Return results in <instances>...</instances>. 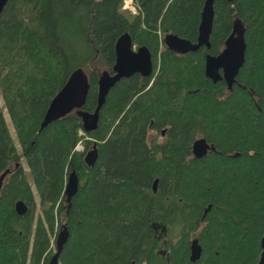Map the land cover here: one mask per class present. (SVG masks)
Listing matches in <instances>:
<instances>
[{
  "label": "trees",
  "instance_id": "obj_1",
  "mask_svg": "<svg viewBox=\"0 0 264 264\" xmlns=\"http://www.w3.org/2000/svg\"><path fill=\"white\" fill-rule=\"evenodd\" d=\"M124 1L7 0L0 13V175L9 170L0 264H48L62 226L69 237L58 264H256L264 236V0H214L210 48L185 55L163 39L195 43L206 0H133L137 15L122 10ZM235 20L246 49L228 91L205 77L204 64L223 50ZM125 33L150 52L153 72L119 81L86 133L76 112L96 109L97 65L111 72ZM78 69L89 83L84 105L41 128ZM163 129L162 145L150 143ZM200 138L215 151L196 159L191 147ZM93 143L98 158L87 167ZM71 170L79 185L68 208ZM194 239L202 254L191 263Z\"/></svg>",
  "mask_w": 264,
  "mask_h": 264
},
{
  "label": "water",
  "instance_id": "obj_2",
  "mask_svg": "<svg viewBox=\"0 0 264 264\" xmlns=\"http://www.w3.org/2000/svg\"><path fill=\"white\" fill-rule=\"evenodd\" d=\"M227 3H233L234 0H224ZM7 0H0V13L5 7ZM214 0H206L203 4L200 21L198 25L197 38L195 43L181 39L175 35H166L163 39L166 48L177 55H184L189 52H196L201 47L210 48V35L212 32L214 20ZM244 27L239 20H235L232 25V31L224 42V48L217 56L206 55L204 64L205 77L213 83L224 81L228 91L232 90L235 78L244 64L245 56ZM153 72V63L150 52L144 48L133 49L130 36L125 33L117 40L115 44V62L112 72L103 71L100 74L97 84V107L92 112L77 111L80 117L82 129L86 133L96 130L99 122V112L105 102L109 91L122 79H128L133 75L141 77H150ZM89 91V83L86 74L82 69L74 71L68 78L62 89L52 99L41 123V128L46 127L52 121L58 120L74 110H79L85 103ZM164 133V131H162ZM208 151H214L204 138L196 139L192 143L191 152L194 158L201 159L205 157ZM98 158L96 143H93L90 150L84 156V163L87 167H93ZM9 173L6 170L0 175V190L2 188L4 177ZM157 181L153 183L155 190ZM79 180L74 170H71L67 176L64 189L65 202L70 208L71 200L78 191ZM15 211L18 215H24L27 211L26 206L18 201L15 205ZM207 211H205L206 213ZM69 237L65 226H62L55 240V253L50 258L48 264H58L59 256ZM261 253L256 264H264V236L260 242ZM202 254V248L197 239L192 240L190 244L191 263L198 261Z\"/></svg>",
  "mask_w": 264,
  "mask_h": 264
},
{
  "label": "rangeland",
  "instance_id": "obj_3",
  "mask_svg": "<svg viewBox=\"0 0 264 264\" xmlns=\"http://www.w3.org/2000/svg\"><path fill=\"white\" fill-rule=\"evenodd\" d=\"M123 5H124V3L122 4V10H124V9H123ZM133 6L135 7L134 2H133ZM136 10L138 11V9H136ZM124 11L126 12L127 10H124ZM128 12H129V11H128ZM137 14H138V13H137ZM97 67L100 69V73L103 72V71H107L106 68H104V66H103L102 64L97 65ZM0 107L3 108V101H2V99H1V96H0ZM3 116H4L5 120H6V123H7V125H8V128H9V130H10V134H11V136H12V137L14 138V140H15L16 138H15V135H14V133H13L12 125H11V123H10V120H9V118H8V116H7L6 112H5V110H3ZM153 139H154L157 143H160V144L164 141L163 137H162V139L159 138V134L150 133V140H153ZM17 147H19V146L17 145ZM77 150H78V151H82V146H81V145H78V146H77ZM89 150H90V148H89L87 151H89ZM21 166L23 167L24 171L26 172V176H27L28 181H31V177H30V175L27 173V172H28V169L26 168L25 163L22 162V163H21ZM5 179H6V178H4V180H5ZM4 180H3V181H4ZM156 233H158V236L161 235L160 232H156ZM171 238H174V235H173Z\"/></svg>",
  "mask_w": 264,
  "mask_h": 264
},
{
  "label": "flooded vegetation",
  "instance_id": "obj_4",
  "mask_svg": "<svg viewBox=\"0 0 264 264\" xmlns=\"http://www.w3.org/2000/svg\"><path fill=\"white\" fill-rule=\"evenodd\" d=\"M164 46H165V45H164ZM165 48H166V46H165ZM201 48H205V47H201ZM201 48H200V49H201ZM166 49H167V48H166ZM205 49H207V48H205ZM134 50H136L135 47H134ZM198 50H199V49H198ZM198 50H197V51H198ZM189 53H191V52H189ZM184 55H185V54H184ZM205 57H206V56H205ZM107 72H108V71H107ZM111 72H112V70H111ZM111 72H109V73H111ZM101 73H102V72H101ZM143 78H144V77H143ZM162 131H164V133H163ZM162 137H163V139H164V141H165V130H164V129L161 130V131L159 132V138L162 139ZM164 141H163V142H164ZM149 142H150V143H151V142H155L156 144H159V145H162V143H163V142H162L161 144H160V143H157L154 139H153V140H150V137H149ZM208 144H209V143H208ZM209 145L212 146L211 144H209ZM212 147H213V146H212ZM214 151H215V150H214ZM214 151H208V153H210V152H214ZM208 153H207V154H208ZM154 181H157V184H158V180H154ZM153 183H154V182H153ZM153 183H152V190H153ZM157 184H156V187H157ZM156 187H155V190H153L154 193H156V189H157Z\"/></svg>",
  "mask_w": 264,
  "mask_h": 264
},
{
  "label": "built area",
  "instance_id": "obj_5",
  "mask_svg": "<svg viewBox=\"0 0 264 264\" xmlns=\"http://www.w3.org/2000/svg\"><path fill=\"white\" fill-rule=\"evenodd\" d=\"M123 9L129 11L132 15H137V8L133 6V0H125Z\"/></svg>",
  "mask_w": 264,
  "mask_h": 264
}]
</instances>
